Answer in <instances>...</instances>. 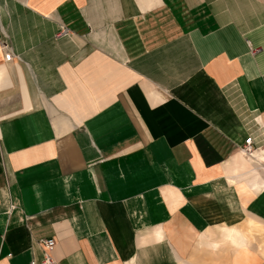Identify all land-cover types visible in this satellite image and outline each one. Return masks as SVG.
<instances>
[{
  "label": "crops",
  "instance_id": "0c3cea01",
  "mask_svg": "<svg viewBox=\"0 0 264 264\" xmlns=\"http://www.w3.org/2000/svg\"><path fill=\"white\" fill-rule=\"evenodd\" d=\"M263 155L264 0H0V264L207 262Z\"/></svg>",
  "mask_w": 264,
  "mask_h": 264
},
{
  "label": "rangeland",
  "instance_id": "374dc122",
  "mask_svg": "<svg viewBox=\"0 0 264 264\" xmlns=\"http://www.w3.org/2000/svg\"><path fill=\"white\" fill-rule=\"evenodd\" d=\"M24 2V0H22ZM248 221V223H246ZM250 221V222H249ZM246 219L241 227H244L251 235V243L248 246V260L252 262V264H256L259 257L264 253V227L260 224V222L256 223V220L252 221ZM251 223V224H250ZM252 225V233H251V226ZM209 231V230H208ZM206 231L205 236L209 239H217V227L214 231ZM208 253H215L219 251V254L217 256H214L212 254H206L202 253L200 260H205L207 262H197L195 259H189L188 262L196 263V264H230L232 257V252L235 250L227 245L226 243L221 245V248L217 251L213 252L209 249H207ZM233 264V263H231Z\"/></svg>",
  "mask_w": 264,
  "mask_h": 264
},
{
  "label": "bare ground",
  "instance_id": "6f19581e",
  "mask_svg": "<svg viewBox=\"0 0 264 264\" xmlns=\"http://www.w3.org/2000/svg\"><path fill=\"white\" fill-rule=\"evenodd\" d=\"M253 154V153H252ZM253 156V155H252ZM257 158V155H254ZM264 156V155H263ZM262 156V157H263ZM236 158V157H235ZM239 159L241 162H244L242 156L239 155ZM237 161V160H236ZM239 161V162H240ZM236 162V163H239ZM247 163V162H246ZM235 164V162H234ZM240 164V163H239ZM248 164V163H247ZM242 165V164H241ZM233 166V165H232ZM239 166V165H238ZM231 168L230 166H228ZM241 167V166H240ZM248 167V166H247ZM252 167V166H251ZM227 168V169H229ZM242 168V167H241ZM244 168V167H243ZM235 169V168H234ZM237 169V168H236ZM236 169L234 171H236ZM245 169V168H244ZM249 169V168H248ZM250 170V169H249ZM222 171V170H221ZM229 170L228 172H230ZM238 171V170H237ZM236 171V172H237ZM248 171V170H247ZM247 171H244L245 173ZM227 171H225L226 173ZM233 172V170H232ZM242 173V171H239ZM243 172V173H244ZM234 173V172H233ZM227 174V173H226ZM235 174V173H234ZM229 174H227L228 176ZM237 175V174H236ZM235 175V177H236ZM226 176V175H225ZM231 178V177H230ZM228 181V180H227ZM235 181V180H234ZM231 182V181H230ZM228 183V182H227ZM230 185V184H229ZM232 185V183H231ZM237 185V184H236ZM245 186V185H244ZM250 186L254 190H259V188L264 186L263 181H261L258 177L256 180H251ZM252 196V195H251ZM239 197V196H238ZM245 202V201H244ZM245 207V206H244ZM252 235L244 228L240 226H219L217 227V239H212L210 241H203L202 245H204L206 248L210 249L211 251H217L221 248V245L226 243L227 245L231 246L235 251L240 250L244 247H247L251 241ZM246 252V251H245Z\"/></svg>",
  "mask_w": 264,
  "mask_h": 264
},
{
  "label": "built area",
  "instance_id": "2783aa9c",
  "mask_svg": "<svg viewBox=\"0 0 264 264\" xmlns=\"http://www.w3.org/2000/svg\"><path fill=\"white\" fill-rule=\"evenodd\" d=\"M6 61H9V55H6L5 57ZM240 152L246 156H251L252 153V141L250 137L245 138L243 145L240 148ZM40 244L45 250H49L53 246V240H41ZM42 264H55L51 261V259L44 255L41 261ZM28 264H33V262H29Z\"/></svg>",
  "mask_w": 264,
  "mask_h": 264
}]
</instances>
